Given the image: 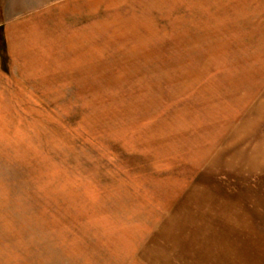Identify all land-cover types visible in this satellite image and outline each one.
Masks as SVG:
<instances>
[{"label": "rangeland", "instance_id": "1", "mask_svg": "<svg viewBox=\"0 0 264 264\" xmlns=\"http://www.w3.org/2000/svg\"><path fill=\"white\" fill-rule=\"evenodd\" d=\"M0 264H264V0H0Z\"/></svg>", "mask_w": 264, "mask_h": 264}]
</instances>
